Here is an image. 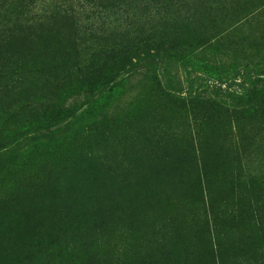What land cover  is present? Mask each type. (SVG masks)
<instances>
[{
    "label": "rangeland",
    "instance_id": "1",
    "mask_svg": "<svg viewBox=\"0 0 264 264\" xmlns=\"http://www.w3.org/2000/svg\"><path fill=\"white\" fill-rule=\"evenodd\" d=\"M52 8L0 68V264H264V0H0V41ZM149 34L185 51L83 96Z\"/></svg>",
    "mask_w": 264,
    "mask_h": 264
},
{
    "label": "trees",
    "instance_id": "2",
    "mask_svg": "<svg viewBox=\"0 0 264 264\" xmlns=\"http://www.w3.org/2000/svg\"><path fill=\"white\" fill-rule=\"evenodd\" d=\"M52 8L47 13L39 14L36 18V24H29L23 27H4L6 37L0 41V68L5 65L6 54L9 53L11 56H16L19 53L23 55L25 50L31 42L37 39L43 32L49 33L52 30V25L61 27L64 25H70L73 23L72 15L67 12H60V10L54 11ZM49 24L50 29L45 30V25ZM95 24V23H93ZM92 24V25H93ZM62 28V27H61ZM60 28V29H61ZM182 45L174 44V40L170 36H156V35H145L144 37L124 43L121 45H114L110 49H103L97 53H92V61L83 68L80 76V85L83 86V96L90 93H94L98 90V87L103 86V82L111 70L115 71V74L124 73L126 80L139 81L147 80V74L144 67L150 62L154 61L159 53L170 52L173 55V62H177L180 56L179 53L185 51L181 48ZM187 48H190L189 44H186ZM174 67V66H173ZM9 68V67H8ZM76 69H73L74 71ZM78 70H80L78 68ZM1 72V70H0ZM5 72V71H3ZM109 77V76H108ZM107 77V79H109ZM263 82L262 80L256 81L250 88L247 98V104L253 105L260 109L262 116H264V96L261 95L258 99L254 96L257 91L258 85ZM190 95V94H189ZM250 97V99H248ZM251 97H253L251 99ZM195 99V98H194ZM193 99V100H194ZM78 98L74 99L76 102ZM72 106V103L65 107L64 110H68ZM255 110V109H254ZM246 110L238 111L242 113ZM257 111H253L252 115H256ZM235 112H232V116ZM225 116V115H221ZM249 117V115H248Z\"/></svg>",
    "mask_w": 264,
    "mask_h": 264
}]
</instances>
